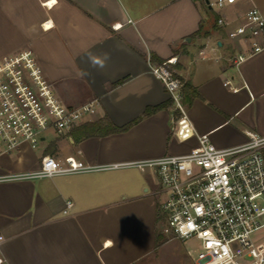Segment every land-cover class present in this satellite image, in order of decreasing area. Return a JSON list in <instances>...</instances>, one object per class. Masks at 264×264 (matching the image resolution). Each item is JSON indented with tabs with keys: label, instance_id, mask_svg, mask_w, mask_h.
<instances>
[{
	"label": "crops",
	"instance_id": "obj_1",
	"mask_svg": "<svg viewBox=\"0 0 264 264\" xmlns=\"http://www.w3.org/2000/svg\"><path fill=\"white\" fill-rule=\"evenodd\" d=\"M211 1L0 0V60L31 49L65 104L97 100L95 115L66 133L49 131L39 150L24 142L0 156V264H160L172 239L163 233L161 182L156 168L135 162L187 153L205 133L220 148L247 142L248 131L264 136V50L234 65L237 43L217 25L220 15L233 26L254 5L264 11V0L227 4L213 25L204 7L214 10ZM89 53L107 55L105 67H93ZM172 56L197 91L186 118L151 70V61ZM93 121L128 127L74 136ZM46 155L102 167L2 179L37 170Z\"/></svg>",
	"mask_w": 264,
	"mask_h": 264
},
{
	"label": "built area",
	"instance_id": "obj_2",
	"mask_svg": "<svg viewBox=\"0 0 264 264\" xmlns=\"http://www.w3.org/2000/svg\"><path fill=\"white\" fill-rule=\"evenodd\" d=\"M236 1L209 3L223 7ZM234 21L220 15L217 25L227 27L228 38L236 41L230 59L239 66L264 50V11L254 5L232 26ZM199 53L206 57L204 48ZM177 63L178 56L150 62L153 74L171 94L174 107L186 118L185 80L177 72ZM225 85L233 91L239 89L230 80ZM96 113L97 100L76 106L65 104L31 49H20L0 60V156L13 153L24 142L35 147L49 131L66 133ZM247 135L249 138L243 144L220 148L205 133L187 153L135 162L143 169H157L163 194V233L184 242L193 240L195 249L191 254L196 264H264V241L254 237L264 227V136L253 131ZM101 167L75 155L64 159L46 155L37 170L11 173L2 179L44 177ZM72 205L73 200L68 199L64 212Z\"/></svg>",
	"mask_w": 264,
	"mask_h": 264
},
{
	"label": "rangeland",
	"instance_id": "obj_3",
	"mask_svg": "<svg viewBox=\"0 0 264 264\" xmlns=\"http://www.w3.org/2000/svg\"><path fill=\"white\" fill-rule=\"evenodd\" d=\"M204 7L205 10L209 12V24L211 23L213 25V23L216 21L215 10H219L223 7H219L218 5H216L214 6V10L206 7L205 5ZM50 133H47V137L53 135ZM42 144L43 143L40 141L36 146L37 148L35 149L39 150ZM254 237L257 240L264 241V227L256 231L254 233ZM194 244L195 242L193 240H187L186 242H183L177 238L168 240V242L163 245L160 264H195V261L188 254V251L192 252L195 249Z\"/></svg>",
	"mask_w": 264,
	"mask_h": 264
},
{
	"label": "trees",
	"instance_id": "obj_4",
	"mask_svg": "<svg viewBox=\"0 0 264 264\" xmlns=\"http://www.w3.org/2000/svg\"><path fill=\"white\" fill-rule=\"evenodd\" d=\"M152 59H154L152 57ZM183 92H184V101L188 104L191 102L194 96L197 95V91L194 87H192L189 83H185L183 87ZM149 112V111H147ZM127 126L123 127H114V128H109L106 125H103L102 121H93V122H88L80 125L77 127L74 131L73 134L74 136L78 139L81 137H86L89 135H92L97 132H102V133H108L112 131H119V130H125L127 129Z\"/></svg>",
	"mask_w": 264,
	"mask_h": 264
},
{
	"label": "clouds",
	"instance_id": "obj_5",
	"mask_svg": "<svg viewBox=\"0 0 264 264\" xmlns=\"http://www.w3.org/2000/svg\"><path fill=\"white\" fill-rule=\"evenodd\" d=\"M107 59H108L107 55H105L104 58H98L97 56L91 53L88 54V60L90 61L93 67H99L101 69L104 68Z\"/></svg>",
	"mask_w": 264,
	"mask_h": 264
},
{
	"label": "snow or ice",
	"instance_id": "obj_6",
	"mask_svg": "<svg viewBox=\"0 0 264 264\" xmlns=\"http://www.w3.org/2000/svg\"><path fill=\"white\" fill-rule=\"evenodd\" d=\"M53 2H54V0H53Z\"/></svg>",
	"mask_w": 264,
	"mask_h": 264
}]
</instances>
